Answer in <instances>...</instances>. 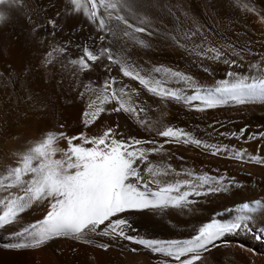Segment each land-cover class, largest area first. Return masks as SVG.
Returning <instances> with one entry per match:
<instances>
[{"label": "snow or ice", "instance_id": "1", "mask_svg": "<svg viewBox=\"0 0 264 264\" xmlns=\"http://www.w3.org/2000/svg\"><path fill=\"white\" fill-rule=\"evenodd\" d=\"M13 3L25 10L30 34L38 38L43 49L35 70L51 74L57 66L71 69L77 82L71 89L75 95L66 97L64 103L78 102L81 110L74 131L72 125L59 123L55 130L42 132L39 142L20 143L13 135L16 143L0 148V174H6L0 177V250L22 253L67 239L107 251L112 244L127 241L154 257H162L157 264H206L213 250L231 246L226 239L229 235L243 232L264 243V185L258 193L247 189L227 167L223 172L213 169L212 174H194L183 166L177 170L173 158L183 157L176 156L171 146H193L241 169L245 164L264 168V152L249 153L242 146L210 142L194 135V130L172 124L145 127V121L139 118L145 103L136 102L141 92L124 83V78L135 81L140 89L158 98L159 104L166 107L174 103L189 112L264 108V57L255 63L249 61L246 71L236 72L232 69L242 67L245 54L252 53L247 48L237 51L229 44V55L237 59L225 61L231 68L224 78L213 77L212 83L204 84L186 70L148 61H143V67L138 63L134 50L153 49L151 38L161 35L158 20L140 0H41L33 9L38 18L26 10L24 0ZM208 6L215 14L210 2ZM228 6L245 17L258 18L264 25V8H257L255 0H229ZM157 7L162 16L174 15L173 6L167 2ZM181 14L191 23L184 25L182 35L170 37L172 44L194 56L195 66L213 76L214 69L204 61H219L224 52L203 39L195 43L202 36L203 24L196 16ZM73 17L80 19L69 23ZM58 34L65 39H57ZM121 38L123 44L114 49L113 42ZM73 50L79 52L75 58ZM114 68L117 74H113ZM97 70L105 74L99 84L90 77ZM31 71L32 65L22 70L23 74ZM85 76L89 77L87 82L81 79ZM0 81L4 86L19 83L24 87L23 80L11 69L7 76L0 73ZM60 82L57 80V85ZM24 91L28 111L48 110L47 104L38 106L31 90L24 87ZM22 115L26 117L27 112ZM113 116L115 119H110ZM206 127L213 130L206 133L208 137L215 133L230 135L231 139L264 141V125L257 131H250L245 124L237 131L220 132L223 122L213 119ZM136 128L143 129L146 137L137 138ZM6 131V122L0 120V137ZM58 141L65 146L55 147ZM56 152L59 159H53ZM249 191L251 195H243ZM32 211L41 215L27 219ZM173 211L188 218L184 223L200 221L188 238H147L140 234L145 220ZM204 212L211 215L201 221ZM94 237H107L111 243ZM237 246L255 254L251 247L239 242ZM70 250L73 254L77 251ZM128 250L137 252L134 247Z\"/></svg>", "mask_w": 264, "mask_h": 264}, {"label": "bare ground", "instance_id": "2", "mask_svg": "<svg viewBox=\"0 0 264 264\" xmlns=\"http://www.w3.org/2000/svg\"><path fill=\"white\" fill-rule=\"evenodd\" d=\"M165 2L173 6L174 15H161L157 6ZM209 2L216 9L215 14L209 9ZM228 2L229 0H140L145 10L158 20L157 28L161 35L151 38L155 45L153 49L136 48L134 57L142 67L145 66L143 61H148L156 66L163 64L174 69L179 68L186 70L187 74L193 75L194 79L207 84L213 82V77L215 79L224 78L225 72L231 68V65L225 61L237 59V57L229 55L231 50L228 46L231 44L237 51L245 48L251 51L252 55L245 54L242 67L237 66L232 69L236 72L246 71L249 61L255 63L264 57V25L258 22V18L245 17L238 10L230 8ZM40 3L41 0H24L26 10L31 12L34 18H38V16L33 9L37 8ZM255 3L257 8H264V0H255ZM165 12H167L166 9ZM181 13L196 16L203 24L202 36H198L195 43L199 44L203 39L209 46H217L224 52V57L219 61H204V63L211 64L214 69L213 76H209L195 66L194 56H189L187 52L172 44L170 37L177 34L182 35L184 25L191 23V20L185 19ZM24 14L25 10L16 7L13 0H0V16H3L0 19V73L7 76L10 69L14 70L17 76L23 80L24 87L31 90L34 101L39 102L38 106L47 104L48 110L46 112L28 111L24 103V87L19 83L15 86H4L0 81V120L5 121L7 126V131L0 137V148L7 147L9 143H16L12 141L13 135L19 137L20 143L25 140L29 143L39 142L38 138L42 132L55 130L59 123L72 125L74 131L81 110V105L78 102L74 105L64 103L66 97L75 95L71 89L77 85V82L72 76L71 69L60 70L57 66L52 69L51 74L35 70V65L43 49L38 43V38H34L30 34ZM77 19L80 17H73L69 23H73ZM229 21L236 22L230 23ZM141 38L149 39L145 36ZM57 39L63 41L65 37L58 34ZM123 42V38L114 41L113 48L120 47ZM78 55L79 52L73 50V58ZM26 65H32L33 71L23 74L22 70ZM113 74H117L115 68ZM104 76L105 74L99 70L90 74L91 79L96 80L97 84L103 81ZM81 79L83 82H87L89 77L85 76ZM45 80L47 83L44 82ZM57 80L61 81L59 85L56 83ZM124 83H130L132 87H136L141 92L136 102L137 104L141 101L145 103V111L139 113V118L145 121V127L162 128L172 124L194 130V135L210 139V142L242 146L249 153L264 152V141L262 140L231 139L230 135L221 137L215 133L211 137L206 135L213 131L206 127V125L212 124L213 119L223 122L224 127L218 128L220 132L237 131L245 124L248 125L250 131H257L264 125V108L260 106L218 108L206 113L189 112L174 103H167L166 107L159 104L158 98L151 97L140 89L135 81H128L127 78H124ZM80 90H83L82 85ZM24 112H27L26 117L22 115ZM110 119H115V117ZM129 123L131 122L129 121ZM133 127L136 126L133 125ZM92 131L95 132L96 129H92ZM136 133H138L137 138H145L147 135L141 128H136ZM156 139L160 138L156 137ZM64 146L63 141H58L55 144V147L58 148ZM171 147L176 156L183 157V160L173 158L172 163L177 170L183 166L192 169L194 174H201L202 171H209V174H212L213 169L223 172L227 167L230 174L239 177L247 189H255L258 193L260 186L264 185V168L258 165L245 164L241 169L235 164L203 154L201 150L193 146L172 145ZM59 158L60 153L56 152L53 159ZM249 173H251V179ZM2 175L6 174H0V177ZM251 194V191L243 193V195ZM40 215L39 211H32L27 219L38 218ZM210 215L211 212H204L201 221L206 220ZM186 220H188L187 217H182L174 211L169 215L157 214L151 218V221H144L140 228V234L147 238L185 239L200 223V221L184 223ZM94 239L111 243L107 237H94ZM226 239L232 242L231 246H222L213 250L206 264H264V243L257 242L251 235L243 232L239 235H229ZM237 242L253 248L255 254L240 248L237 246ZM133 247L137 248V252L133 253L128 250ZM71 248L77 249L75 254L71 252ZM90 257H94V259H90ZM161 258L154 257L141 246L129 244L127 241H118L112 244L107 251L76 244L67 239H60L48 246L22 253L0 250V264H157Z\"/></svg>", "mask_w": 264, "mask_h": 264}]
</instances>
